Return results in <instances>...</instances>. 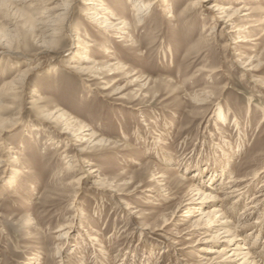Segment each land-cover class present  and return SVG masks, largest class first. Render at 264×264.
Listing matches in <instances>:
<instances>
[{
	"label": "rangeland",
	"instance_id": "rangeland-1",
	"mask_svg": "<svg viewBox=\"0 0 264 264\" xmlns=\"http://www.w3.org/2000/svg\"><path fill=\"white\" fill-rule=\"evenodd\" d=\"M62 1L0 5V89L25 64L36 66L22 95L0 105V121L11 125L0 132V164L9 160L8 167L20 171L10 188L4 179L10 171L2 174L0 167V264H206L196 254L206 255L202 248L208 243L194 245L199 235L189 231L192 219L176 206L199 179L203 186L212 184L209 174L193 177L210 157L216 158L212 170L225 167L213 184L220 208L239 226L241 238L257 237L253 251L262 259L264 86L251 79L264 83V0H219L245 5L233 26H249L242 32L246 38L231 50L224 47L227 34L217 41L219 28L209 33V15L192 9L179 20L189 0H167L174 18L157 2L137 28L127 2L104 0L134 29L124 43L98 32L77 1L70 31L83 39L89 35L97 63L120 64L97 71V78L71 67L80 61L67 30L48 48L38 43L39 26L24 24L21 12L41 19L46 6ZM6 42L18 53L2 52ZM238 57L256 69L246 74ZM56 108L95 140L69 141L67 147L64 136L40 118ZM84 145L78 157L95 172L74 195L72 186L63 191L55 185L57 170L64 155ZM17 154L20 165L12 162ZM231 175L249 179L237 183L241 194L223 198ZM94 181L110 189H96ZM68 223L66 236L56 239L55 231Z\"/></svg>",
	"mask_w": 264,
	"mask_h": 264
},
{
	"label": "bare ground",
	"instance_id": "bare-ground-1",
	"mask_svg": "<svg viewBox=\"0 0 264 264\" xmlns=\"http://www.w3.org/2000/svg\"><path fill=\"white\" fill-rule=\"evenodd\" d=\"M13 2L16 1H29V0H10ZM43 3L44 5H49L55 3L58 0H37ZM83 7V14L86 20L93 24L98 32L103 33L105 35L109 34L113 38H117L116 41L118 43H124L128 40L127 37L131 36L130 33L133 31L129 27V22L126 19H123L120 16H117L113 12V10L107 5L104 0H63L61 4L46 6L42 13L43 18L37 19L36 17H31L26 13L21 12V16L25 18L24 24L31 27H38L40 30L37 37H40L38 41L40 46L52 47L56 43L57 35L60 34L62 30H67L69 35L76 39V48L74 55H79L78 61H80L79 65L71 66L74 67L78 73L81 74H91L93 78L96 77V72H102L103 70L111 71L113 68H118L120 66L119 62L109 63V65L105 64V62L97 63L96 59L92 56V48L91 38L88 34L86 38H79L77 33L78 30L70 31L69 27L71 25V14L74 12L76 2ZM129 4L133 21L135 23V27L137 28L138 24L143 22L145 16H147L152 10L153 6L160 1L161 6L168 7L170 10L168 11V15L166 17L174 18L172 14V4H169L167 0H151L150 2H146L145 0H122ZM211 1V2H209ZM225 1V0H224ZM6 0H0V5L5 4ZM3 6V5H2ZM245 5H240L239 7H235L231 5V3L222 2L220 3L219 0H189L188 6L183 10V12L178 16L179 20L183 19V17L189 14V11L192 9H197L201 11L203 14H207L210 16V19L213 22L210 28V34H213L215 31V27L219 28L218 32L214 33V39L216 38L217 41L221 40L223 34L228 35V39L226 40L224 47L228 50H231L234 45L245 41L246 35L242 34L245 31V28L249 27H234V20L238 19L237 15L241 12V10L245 9ZM5 8V6H4ZM259 5L255 6L254 9H258ZM244 15V14H243ZM9 24V23H8ZM26 26V25H25ZM134 27V28H135ZM142 28V27H141ZM86 32V28H84ZM73 32V33H72ZM234 34H240L237 40H233L232 37ZM13 37V36H12ZM59 37V36H58ZM112 38V39H113ZM58 41V40H57ZM78 41V42H77ZM115 41V42H116ZM200 41V40H199ZM2 43V42H0ZM37 43V42H36ZM37 43V44H38ZM4 49L2 52L6 53V55H12L18 53L17 50H13L10 48L8 42L3 43ZM205 44V43H204ZM1 45V44H0ZM12 47V46H11ZM104 47V46H102ZM198 48V47H197ZM109 52H111L109 50ZM238 66L242 68L244 72L252 73L255 67H252L246 60L242 61L241 58L235 59ZM113 66V67H112ZM36 68V66L27 63L22 68L17 71L12 78H8L9 80L4 81L5 83L0 89V105L4 102V98H17L25 90V86L27 85V79L32 71ZM109 68V69H108ZM122 68V67H121ZM114 72V71H113ZM244 75V73H243ZM251 76V75H250ZM254 83L260 84L264 86L263 82H260L257 79H251ZM37 96V95H36ZM202 102L204 99H200ZM1 107V106H0ZM45 111V110H44ZM218 115V112H217ZM222 118V115H219ZM40 118L42 121L50 124L54 130L56 129L57 132L64 136V141H66V146L68 147L69 141L76 142V143H91L95 140L93 137L94 134H84L85 130H88L87 127H83L81 124L73 125V121L69 117H66L63 111L59 109H54L48 113L42 112ZM219 119V118H218ZM13 125V124H12ZM8 127L11 125L6 126L4 121H0V132L9 130ZM87 137V138H85ZM50 139V136L46 139L47 141ZM45 140V142H46ZM44 142V143H45ZM97 142V141H95ZM74 144V143H73ZM65 148L61 151V154L65 153L68 149ZM42 147H46V143L43 144ZM86 145L79 149H75V154L68 157L64 155L62 157V163L58 167L57 174L60 175V178L56 180V186L59 185L62 190H65L66 186H72L74 188L73 193L74 195L77 192L78 187L80 184L86 179L89 175H93L95 170L94 169H86L85 163L83 160H80L81 157H78L79 154L85 152ZM11 148V146L9 147ZM9 159V158H8ZM11 160V159H10ZM9 161V160H8ZM7 160L4 161V165L0 164V167H4L1 173L8 172V175L5 176L6 185L8 187H12L18 183L16 179V175H19V169L14 167H8ZM16 162V164L20 165L22 163V155L17 154L12 156V162ZM206 165H200L194 172L193 177H207L208 174L210 175V179L214 180L211 185H201V182L198 180L196 185L193 187L191 186L188 191L183 195V199L178 203L176 208H184L187 209L186 212L189 217L192 219L191 228L189 231L192 234L198 233L199 237L196 239L197 242L194 243H208L205 246L204 253L206 255H201L199 253L196 254L197 258L206 259V264H264V255L262 259H257V256L254 255L255 245H257L256 238L251 240L248 236L241 238L240 235L237 233L239 226H234L230 220H228L226 212L222 211L220 208L219 202L222 200L221 197L217 195V193L213 190V184L218 180L220 174L222 175L225 167H220L221 169H213V164L216 163V158L210 157L206 159ZM222 162V161H221ZM3 163V161H2ZM209 164L210 170L204 171L203 167ZM221 164V163H217ZM91 165V164H89ZM208 166V168H209ZM197 167V166H196ZM28 172V170H24ZM206 174V175H204ZM58 175V176H59ZM163 175L160 174L158 177H162ZM256 174H254V177ZM1 177V176H0ZM184 178V177H183ZM65 179L67 182L65 183ZM209 179V180H210ZM248 177L244 178H234V176H230L227 179L226 184L223 187L224 197L226 198L228 195L229 197L232 195H238L237 193L241 194L242 188L237 186L238 182H242L248 180ZM163 180H158V183H162ZM91 183V182H90ZM247 183V182H246ZM92 187H95L99 190H109L110 186L104 181H97L91 183ZM240 185V184H239ZM60 189V188H59ZM61 190V189H60ZM238 197V196H237ZM240 197V196H239ZM238 202V201H237ZM182 207V208H181ZM252 207V206H251ZM185 211V210H184ZM233 221V220H232ZM234 222V221H233ZM66 225V226H65ZM68 224H62L59 229L55 231L56 239H63L66 236L65 227H68ZM257 236V235H256ZM91 237V236H90ZM96 237H91V239H95ZM248 238V239H247ZM264 240V239H263ZM264 242V241H263ZM262 242V243H263ZM199 245V244H197ZM264 246V245H263ZM204 247V246H203ZM264 248V247H263ZM260 251V250H259ZM58 252V251H57ZM256 253V252H255ZM260 257V256H259Z\"/></svg>",
	"mask_w": 264,
	"mask_h": 264
}]
</instances>
